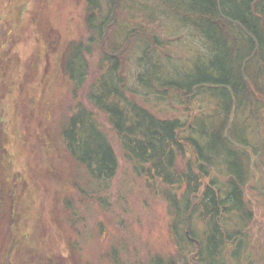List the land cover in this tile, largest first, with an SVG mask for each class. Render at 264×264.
I'll return each instance as SVG.
<instances>
[{"label": "rangeland", "instance_id": "rangeland-1", "mask_svg": "<svg viewBox=\"0 0 264 264\" xmlns=\"http://www.w3.org/2000/svg\"><path fill=\"white\" fill-rule=\"evenodd\" d=\"M89 1L0 0V197L5 210V215L0 214V264H59V260L63 264H113V249L118 263L153 264L150 260L156 256L176 258L179 264L188 257L191 262L197 247L190 246L181 257L177 241L183 236L202 240L205 225L198 214L188 223L184 213L180 216L183 222L175 220L174 204L185 206L186 185L169 191L159 179L147 181L137 175L123 156L110 119L93 106L87 94L99 77L100 53L89 58L90 76L77 93L63 74L62 57L68 44L90 36L85 20ZM99 1L110 23L112 0ZM118 6L103 46L100 39L97 44L111 53H119L127 44L119 53V68L128 96L149 108L152 115L186 117L175 93L155 91L140 80L146 79L149 42L142 33L159 38L161 45H156L152 56L161 67L152 71V76L164 82L196 81L202 77L197 66L203 71L213 69L212 62L215 68L225 64L227 70L236 53L234 44L226 39L217 46L218 51L207 50L204 37L183 26L164 2L119 0ZM141 11L146 16L138 13ZM134 28L138 36L130 34ZM248 79L242 104L228 113L225 130L234 140L248 124L259 128V147L246 148L253 168L244 197L253 213L254 261L258 258L263 262L264 69L255 68L246 83ZM254 89L260 92L253 93ZM132 90L137 92L134 96L129 92ZM219 105L220 100L207 91L195 97L191 114H213ZM77 107L93 110L118 157L113 180L99 191L85 167L70 157L58 138L61 125L79 110ZM135 146L145 150L147 143L138 140ZM189 157L179 158L176 164L184 170ZM45 219L51 223L49 229L41 224Z\"/></svg>", "mask_w": 264, "mask_h": 264}, {"label": "trees", "instance_id": "trees-1", "mask_svg": "<svg viewBox=\"0 0 264 264\" xmlns=\"http://www.w3.org/2000/svg\"><path fill=\"white\" fill-rule=\"evenodd\" d=\"M112 1L113 16L109 23L107 13L96 16V10L93 9L95 0H92L85 19L89 38L72 41L63 52V74L69 78L74 94L86 86L90 76L89 58L99 52L96 68L99 77L89 86L87 94L93 106L110 119L121 142L125 160L132 164L137 175L145 177L147 181L159 179L168 190H178L186 185L185 206L174 204L175 220L177 223L183 222L180 216L184 213L186 222L194 214H198L204 222V238H195L199 243H191L185 236L177 241L181 257L187 255L190 246L197 247L191 262L185 257L187 261L183 264H264V260L259 262L258 258L254 261L256 253L251 245L253 238L250 230L253 213L247 207L244 197L245 188L252 179L253 168L246 148L256 150L259 147V128L257 126L254 129L248 124L240 128V134L234 133V140L226 135L225 130L228 128V113L242 104L245 85L250 82L248 79L246 83V79L255 68L264 69V0H181L182 6H176L169 0H156L158 3L164 2L166 9L181 19L183 26L187 25L197 34L200 33L206 40L207 50L211 48L214 52L218 51L226 39L236 48L227 70L225 64L215 68L216 64L212 62L213 69L205 68L203 71L197 66L202 77L196 81L164 82L152 76V71L161 67L152 56L156 45H161L159 38H152L146 31L141 32V36H149L144 37L149 42L145 51L148 59L146 79L140 77V80H144L146 86L155 88V91L175 93L183 103L186 117L152 115L149 108L128 96L119 68V53L123 52L127 44L118 49L119 53L108 52L98 45L101 43L103 46L104 35L113 27L112 23L116 19L119 0ZM138 13L146 16L143 11ZM130 34L139 35L137 29H132ZM98 39L100 43L97 44ZM244 47L247 49L245 52ZM156 79L160 85L156 84ZM207 91L220 100L217 111L210 115L200 113L193 116L191 107L195 97ZM129 92L133 96L137 93L134 90ZM257 92L260 91L253 90V93ZM77 109L61 125L58 138L70 157L85 167L99 191L102 185L109 186L113 180L112 177L118 171V157L93 110L84 107ZM151 126H154V130H151ZM138 140L146 141L145 150L135 146ZM188 155L190 157L183 170L176 163L179 158ZM2 202L0 197V214L5 215ZM41 224L46 229L51 226L47 219ZM189 230L194 235L193 229ZM113 251V264H129L123 260L118 263L116 252ZM150 261L153 264H179L176 258L171 257L156 256ZM63 263L59 260V264Z\"/></svg>", "mask_w": 264, "mask_h": 264}, {"label": "flooded vegetation", "instance_id": "flooded-vegetation-1", "mask_svg": "<svg viewBox=\"0 0 264 264\" xmlns=\"http://www.w3.org/2000/svg\"><path fill=\"white\" fill-rule=\"evenodd\" d=\"M112 2H113V1H112ZM89 4H92V0L89 1ZM89 4H88V5H89ZM94 5H95V7H93V9L96 10V13H97V14H102V13H103V12H102V11H103V8H101V6H100V1H99V0H95V4H94ZM94 5H93V6H94ZM87 9H88V6H87ZM87 9H86V11H87ZM96 16H97V15H96ZM100 16H101V15H100ZM102 16H103V14H102ZM4 18H5V15H4ZM4 20H5V19H4ZM4 20H3V21H4ZM87 27H88V26H87ZM88 29H89V28H88Z\"/></svg>", "mask_w": 264, "mask_h": 264}, {"label": "water", "instance_id": "water-1", "mask_svg": "<svg viewBox=\"0 0 264 264\" xmlns=\"http://www.w3.org/2000/svg\"><path fill=\"white\" fill-rule=\"evenodd\" d=\"M187 235H189V231L187 232ZM191 241H193V242H196V243H199V241L197 240V239H195V238H189Z\"/></svg>", "mask_w": 264, "mask_h": 264}]
</instances>
